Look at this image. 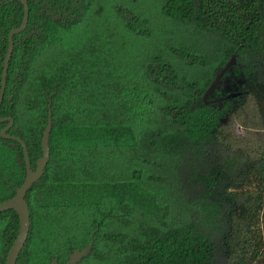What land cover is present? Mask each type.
<instances>
[{"label": "trees", "instance_id": "trees-1", "mask_svg": "<svg viewBox=\"0 0 264 264\" xmlns=\"http://www.w3.org/2000/svg\"><path fill=\"white\" fill-rule=\"evenodd\" d=\"M14 36L0 118L32 169L31 227L17 264H264V139L244 144L222 121L235 99L264 132V0H29ZM20 0H0V91ZM216 45V63L184 38ZM181 39V40H180ZM181 41V42H178ZM190 48V49H189ZM192 48V50H191ZM215 48V46H214ZM222 77L235 87L205 94ZM205 68L198 77L195 70ZM0 123V203L27 175ZM19 232L0 213V264Z\"/></svg>", "mask_w": 264, "mask_h": 264}, {"label": "water", "instance_id": "water-1", "mask_svg": "<svg viewBox=\"0 0 264 264\" xmlns=\"http://www.w3.org/2000/svg\"><path fill=\"white\" fill-rule=\"evenodd\" d=\"M24 6L25 14L24 19L20 27L14 28L11 30L9 34V49L6 54L5 63H4V71L2 74V83H1V91H0V111L4 99V94L7 86V74H8V68L11 60V56L14 50V36L16 34H19L23 32L28 24L29 21V0H20ZM236 58L233 57L229 63L225 66V68L222 70V72L218 75L216 80L213 82V84L210 86L209 90L205 94L204 99L207 100V98L213 94L215 89L218 88L219 84H221V79L225 75V73L235 64ZM8 121L9 124L2 129L1 135L4 139H10L17 141L21 144L24 152L25 162H26V179L21 187L17 188L16 195L13 198L4 200L0 203V213L5 212L8 210H14L18 217H19V232L17 235L16 240L14 241L12 247L10 248V251L7 256L6 264H17V260L19 258V255L28 239L30 227H31V219H30V208L29 204L26 200V195L28 191L30 190L33 183L37 182L44 174L45 168L50 160V136L52 132V114L50 112L49 118H48V124L44 131V136L42 140V148H43V156L38 160L36 169H32V164L30 160V155L28 151V147L23 139L17 136L9 135L8 131L11 128V126L14 124V120L11 117L1 119L0 123ZM94 246V241L92 240L91 243L88 245V247L84 248L83 250L76 249L70 256L69 260L66 264H80L82 260L89 256ZM52 264H59L57 259H54Z\"/></svg>", "mask_w": 264, "mask_h": 264}, {"label": "rangeland", "instance_id": "rangeland-1", "mask_svg": "<svg viewBox=\"0 0 264 264\" xmlns=\"http://www.w3.org/2000/svg\"><path fill=\"white\" fill-rule=\"evenodd\" d=\"M188 37L189 36L183 39L186 40L187 45L198 49V51L202 53H205L208 55L210 61L216 63L217 55L215 54L216 45L214 42L209 41V44L208 42L204 43V41H200L198 43H201L203 48H199L195 43L197 41L194 38ZM195 75L198 77H204L206 75V69H196ZM237 82V77L230 76L228 82L221 81L219 87L222 88L224 85H227L228 89H230L231 86L234 88ZM257 120L258 119L255 117L254 105L249 100L240 98L238 100L235 99V101L232 103V110L230 114L222 121V126L224 132L229 135L230 138L242 141L244 144H258L264 139V132L259 129Z\"/></svg>", "mask_w": 264, "mask_h": 264}]
</instances>
